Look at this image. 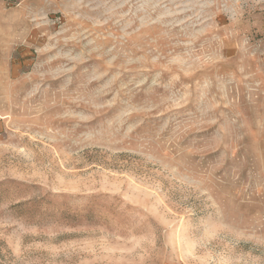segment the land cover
<instances>
[{
	"label": "rangeland",
	"instance_id": "1",
	"mask_svg": "<svg viewBox=\"0 0 264 264\" xmlns=\"http://www.w3.org/2000/svg\"><path fill=\"white\" fill-rule=\"evenodd\" d=\"M0 4V264H264V0Z\"/></svg>",
	"mask_w": 264,
	"mask_h": 264
},
{
	"label": "crops",
	"instance_id": "2",
	"mask_svg": "<svg viewBox=\"0 0 264 264\" xmlns=\"http://www.w3.org/2000/svg\"><path fill=\"white\" fill-rule=\"evenodd\" d=\"M19 12L16 9L7 12L0 4V38H21Z\"/></svg>",
	"mask_w": 264,
	"mask_h": 264
}]
</instances>
